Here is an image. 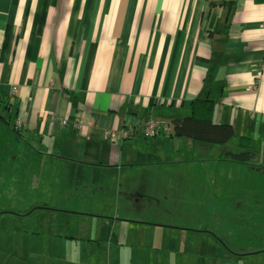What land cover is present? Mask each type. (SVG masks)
<instances>
[{
  "label": "crops",
  "instance_id": "1",
  "mask_svg": "<svg viewBox=\"0 0 264 264\" xmlns=\"http://www.w3.org/2000/svg\"><path fill=\"white\" fill-rule=\"evenodd\" d=\"M0 95L54 189L8 213L36 226L4 225L0 264H264L239 228L209 222L262 198L223 205L226 185L185 180L189 141L144 127L211 99L264 166V0H0Z\"/></svg>",
  "mask_w": 264,
  "mask_h": 264
},
{
  "label": "rangeland",
  "instance_id": "2",
  "mask_svg": "<svg viewBox=\"0 0 264 264\" xmlns=\"http://www.w3.org/2000/svg\"><path fill=\"white\" fill-rule=\"evenodd\" d=\"M254 88L256 86L251 85L248 90ZM0 104L2 105H0V233H3L9 227H11V231L22 228V221H25L24 226L31 233L35 231L36 226L34 221L35 212L26 216L25 220H14V216L8 213H18L32 209L37 199L42 201L54 190L52 179L50 173L47 177L43 175L42 170L46 167L42 166L41 159H28L27 161L26 156H22L25 144L22 142L21 133L15 129V127L19 130L21 129L17 126L18 119L16 120L15 111L7 112L3 106L4 104ZM1 118L6 119L10 123L1 120ZM150 122L151 120L146 122L145 129ZM137 130L138 128H134L135 132ZM161 131V133H169L170 128L168 126L167 130L162 129ZM186 140L189 141L190 145L182 147L185 153V160L188 164L192 162L193 165H197L195 173L188 172L185 175L187 182H193L196 177H199L202 182H215L220 183L219 185H226V191H217L218 194L214 192L215 196L219 197V200H223V205L228 200L234 201L231 193L235 194L236 197L241 193V190L244 191L245 198L251 199L250 197H252L251 202H256L257 199L262 198L258 205L257 203L254 205L249 204L243 208H237L238 205L235 204V209L232 206L224 209L225 205H219L218 207L222 206L220 207L221 209L219 208L220 211L214 212L212 214L213 219L209 222L213 225L218 224L221 229L228 231L239 228L240 232L237 236L242 238L241 240L252 241V244H248V247H251L249 250L254 252L257 251V248L264 249V166L256 164L258 161L260 162L259 164L262 163L260 155L258 154L251 163L224 160L220 157L217 158L215 153H213L214 149H219L218 147L196 143L195 147H192L194 144L191 143V140ZM199 150L203 153V161L193 162L201 158L198 154ZM22 160L26 164L25 169L23 168ZM215 164L217 165L216 168L214 167ZM199 166L201 170L198 169ZM41 178L43 181H41ZM44 212L46 213V211ZM242 213H244L243 218L240 217ZM3 220H6L7 223L3 224ZM64 239L70 244L71 239ZM2 240L3 237H0V243H2ZM58 254L56 253L55 256ZM257 255L253 256L257 258ZM102 259L101 262L104 264ZM260 261L261 258L255 262Z\"/></svg>",
  "mask_w": 264,
  "mask_h": 264
},
{
  "label": "trees",
  "instance_id": "3",
  "mask_svg": "<svg viewBox=\"0 0 264 264\" xmlns=\"http://www.w3.org/2000/svg\"><path fill=\"white\" fill-rule=\"evenodd\" d=\"M5 99L0 95V103L7 102L8 99ZM214 112L213 100L194 99L190 113L173 120L169 127L172 136L183 137L196 144L218 147L219 157L224 160L251 163L256 157L252 139L246 135H238L231 124H216L213 120ZM15 129L21 131L16 127Z\"/></svg>",
  "mask_w": 264,
  "mask_h": 264
},
{
  "label": "built area",
  "instance_id": "4",
  "mask_svg": "<svg viewBox=\"0 0 264 264\" xmlns=\"http://www.w3.org/2000/svg\"><path fill=\"white\" fill-rule=\"evenodd\" d=\"M62 123L63 124H68V120L67 119H64L62 120ZM24 125L23 121L22 120H17V126L18 128H22ZM167 127L168 125H166L165 123L163 122H158V121H152L150 122V124H148V126H146V129H145V134L146 135H153V134H156L157 132L161 131L162 129H165L167 130ZM132 132H133V129L132 128H129V127H126V129H121V130H110L108 132V135L110 137H116V136H120L121 138H128L132 135Z\"/></svg>",
  "mask_w": 264,
  "mask_h": 264
}]
</instances>
